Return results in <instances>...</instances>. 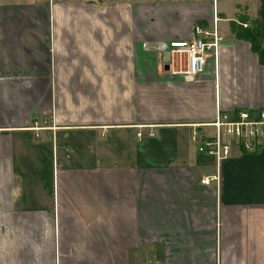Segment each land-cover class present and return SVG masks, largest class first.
Listing matches in <instances>:
<instances>
[{"label": "crops", "instance_id": "0c3cea01", "mask_svg": "<svg viewBox=\"0 0 264 264\" xmlns=\"http://www.w3.org/2000/svg\"><path fill=\"white\" fill-rule=\"evenodd\" d=\"M215 19L184 75L169 43ZM240 110H264V0H0V264H264V144L190 139Z\"/></svg>", "mask_w": 264, "mask_h": 264}, {"label": "built area", "instance_id": "2783aa9c", "mask_svg": "<svg viewBox=\"0 0 264 264\" xmlns=\"http://www.w3.org/2000/svg\"><path fill=\"white\" fill-rule=\"evenodd\" d=\"M219 43L215 19L212 27L194 26L186 39L170 42L166 60L170 63L174 58L179 59L184 65L183 74L194 77L204 71L208 57H216ZM210 127L214 130L211 136L201 137L193 130L190 139L199 152L214 157L217 163L230 157L234 148L255 152L264 144V110L256 115L247 110L232 113L217 111ZM208 180L205 178L203 182Z\"/></svg>", "mask_w": 264, "mask_h": 264}, {"label": "trees", "instance_id": "16d2710c", "mask_svg": "<svg viewBox=\"0 0 264 264\" xmlns=\"http://www.w3.org/2000/svg\"><path fill=\"white\" fill-rule=\"evenodd\" d=\"M233 34L235 38L245 40L250 43L251 49L257 52L260 48L259 33L256 27L234 26Z\"/></svg>", "mask_w": 264, "mask_h": 264}, {"label": "rangeland", "instance_id": "374dc122", "mask_svg": "<svg viewBox=\"0 0 264 264\" xmlns=\"http://www.w3.org/2000/svg\"><path fill=\"white\" fill-rule=\"evenodd\" d=\"M57 1V0H56ZM140 1H142V0H140Z\"/></svg>", "mask_w": 264, "mask_h": 264}]
</instances>
